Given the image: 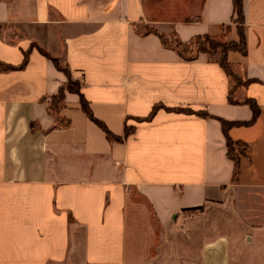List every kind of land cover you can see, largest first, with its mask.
Wrapping results in <instances>:
<instances>
[{
  "label": "crops",
  "instance_id": "0c3cea01",
  "mask_svg": "<svg viewBox=\"0 0 264 264\" xmlns=\"http://www.w3.org/2000/svg\"><path fill=\"white\" fill-rule=\"evenodd\" d=\"M148 1L0 0V62L28 55L0 72V264H156L166 234L179 264H264V0L242 1L246 51L226 54L238 104L217 54L145 31L238 43L233 0Z\"/></svg>",
  "mask_w": 264,
  "mask_h": 264
},
{
  "label": "trees",
  "instance_id": "16d2710c",
  "mask_svg": "<svg viewBox=\"0 0 264 264\" xmlns=\"http://www.w3.org/2000/svg\"><path fill=\"white\" fill-rule=\"evenodd\" d=\"M242 1L243 0H233V10H234V23L237 24L238 26V34H239V42L238 43H222V42H218L216 39L210 38L208 36H201V37H197L195 38L193 41H191L190 43L187 44H182V43H177L176 47H174L173 49L177 52V54L184 60L186 61H191L193 59H195L199 54H208V55H214L217 51V49H220V58L218 61V64L220 65V67L222 68V70L225 72V74L227 75V77L230 79L231 83H232V88L229 92V102L231 104H238L237 101L233 100L232 95L233 92L235 90V88L239 87V86H244L247 83H243L232 71L231 66L229 65V63L227 62L226 59V54L229 51H238L242 54H245V40H244V33H243V23H244V17H243V10H242ZM155 33L160 40L162 41V44L165 47H169L168 45H166L164 38L161 34L157 33L156 31H153L152 29L146 30L147 34L150 33ZM208 45V46H207ZM193 47H196V53L193 55L191 52H193ZM40 53L42 55H44L47 59H49L53 65L56 67V69L60 72H62L67 80V91L69 93H77L79 94V83L76 81H73L70 75L69 70L62 65L58 59L51 57L49 54H47L46 52L40 50ZM28 63V55L24 54V58L22 63L18 66V67H13V66H9L6 65L4 63L0 62V72H9V71H15V70H23L26 65ZM64 95L65 92L63 89H60L59 92L52 98L50 104H49V112L52 116L54 117H58L59 115V110H60V103L61 101L64 99ZM245 103L249 104L250 107L253 109L254 113H256V108L255 105L252 101H245ZM80 106L82 111L84 112V114L94 123L96 124L105 134L106 138L110 141H114V142H122L124 138H126L127 136V131L124 132L123 137H118L113 135L107 128L106 126L98 121L97 119L94 118V116L92 115V112L90 111L87 102L83 99V97L80 96ZM168 111H177L180 112L181 110H174V109H167ZM156 111V108L153 109L152 114H154ZM184 112V111H183ZM188 114H195L196 116L202 117V118H206V114H202V113H192L191 111H185ZM59 120V119H58ZM60 124L64 127H66L68 125L67 122H64V120L60 119ZM226 124L223 123V127L224 130L226 129ZM227 148H228V152L227 155L228 157L234 161L235 163V169L236 172L238 170V156L237 154H233L234 153V149H233V144L231 143V141H227ZM195 210L202 212L203 208L202 207H198Z\"/></svg>",
  "mask_w": 264,
  "mask_h": 264
},
{
  "label": "rangeland",
  "instance_id": "374dc122",
  "mask_svg": "<svg viewBox=\"0 0 264 264\" xmlns=\"http://www.w3.org/2000/svg\"><path fill=\"white\" fill-rule=\"evenodd\" d=\"M146 3L149 5V1L145 0ZM149 27H146V30H149ZM164 38V41L166 43V45H168L169 47H176L177 45V41L172 37L169 36L168 38ZM218 42H221L220 40L216 39ZM208 46V45H207ZM193 52H191L193 55L196 53V47H193ZM220 49H217L216 53L218 55V59L220 58L221 54H220ZM234 149V155L236 154V150ZM165 236V242L163 243L164 245H166L165 247H161V248H156L154 250V253L152 255V257L154 258V262L156 264H179L180 261V256L178 255V251H177V246H178V236L177 235H168ZM193 254L187 255L185 260H189L190 258H193Z\"/></svg>",
  "mask_w": 264,
  "mask_h": 264
}]
</instances>
